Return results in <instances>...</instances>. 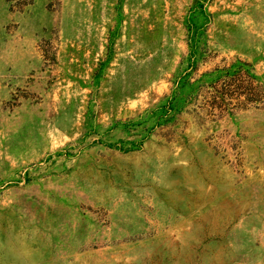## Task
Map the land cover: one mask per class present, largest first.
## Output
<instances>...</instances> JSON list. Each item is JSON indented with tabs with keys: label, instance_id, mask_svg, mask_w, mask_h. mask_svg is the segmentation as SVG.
<instances>
[{
	"label": "rangeland",
	"instance_id": "374dc122",
	"mask_svg": "<svg viewBox=\"0 0 264 264\" xmlns=\"http://www.w3.org/2000/svg\"><path fill=\"white\" fill-rule=\"evenodd\" d=\"M0 264H264V0H0Z\"/></svg>",
	"mask_w": 264,
	"mask_h": 264
},
{
	"label": "trees",
	"instance_id": "16d2710c",
	"mask_svg": "<svg viewBox=\"0 0 264 264\" xmlns=\"http://www.w3.org/2000/svg\"><path fill=\"white\" fill-rule=\"evenodd\" d=\"M250 83H252V82H250ZM211 86L214 87L215 84H211ZM248 89H249L248 91H250L251 95L247 96L243 101L241 100L239 102L248 103V102H253V101L259 99L258 97L255 96L256 94H254V92H252V90L254 89L253 86L251 88L249 87ZM231 91H232V89H227L225 92H223L224 98L222 96V99H228L229 100L233 97L231 94H237V91H235V89H234V91H235L234 93H232ZM216 99H217V94L211 93L209 100L206 101V104L209 107H211V109H212L217 103ZM228 104H229V102H226V105H228Z\"/></svg>",
	"mask_w": 264,
	"mask_h": 264
}]
</instances>
